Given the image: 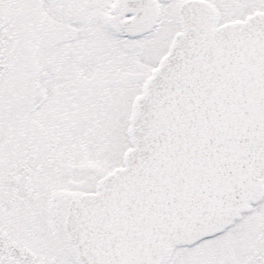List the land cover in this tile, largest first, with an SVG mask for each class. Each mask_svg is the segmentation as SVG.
I'll return each mask as SVG.
<instances>
[{"label":"snow or ice","instance_id":"6c2138e0","mask_svg":"<svg viewBox=\"0 0 264 264\" xmlns=\"http://www.w3.org/2000/svg\"><path fill=\"white\" fill-rule=\"evenodd\" d=\"M0 264H264V0H0Z\"/></svg>","mask_w":264,"mask_h":264}]
</instances>
